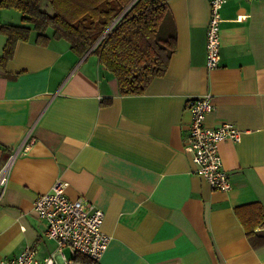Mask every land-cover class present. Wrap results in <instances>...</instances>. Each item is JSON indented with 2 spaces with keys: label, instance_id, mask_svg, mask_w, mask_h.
<instances>
[{
  "label": "crops",
  "instance_id": "0c3cea01",
  "mask_svg": "<svg viewBox=\"0 0 264 264\" xmlns=\"http://www.w3.org/2000/svg\"><path fill=\"white\" fill-rule=\"evenodd\" d=\"M166 2L176 49L138 95H120L96 54L79 56L52 28L39 36L19 10L0 6V25L28 28L4 63L0 32V167L30 142L0 201V258L30 245L39 259L56 250L33 203L60 178L69 198L104 211L111 238L96 264H264V0L220 6L221 58L211 69L208 0ZM206 94L214 109L205 125L226 120L242 131L219 144L226 191L196 173L184 150L188 99ZM55 260L94 264L65 246Z\"/></svg>",
  "mask_w": 264,
  "mask_h": 264
},
{
  "label": "trees",
  "instance_id": "16d2710c",
  "mask_svg": "<svg viewBox=\"0 0 264 264\" xmlns=\"http://www.w3.org/2000/svg\"><path fill=\"white\" fill-rule=\"evenodd\" d=\"M0 6L19 10L39 36L50 27L52 36L66 39L77 55L96 54L116 78L120 95L142 94L152 79L165 74L176 49L174 34L160 36L166 0H0ZM0 32L7 37L4 63L16 41L27 38L28 28L0 25Z\"/></svg>",
  "mask_w": 264,
  "mask_h": 264
},
{
  "label": "built area",
  "instance_id": "2783aa9c",
  "mask_svg": "<svg viewBox=\"0 0 264 264\" xmlns=\"http://www.w3.org/2000/svg\"><path fill=\"white\" fill-rule=\"evenodd\" d=\"M224 2L208 0L205 41V64L208 69L216 67L221 58L220 6ZM188 107L191 119L184 150L191 153L196 173L204 177L212 188L226 191L230 189L231 183L223 167L219 144L223 140L238 141L242 131L226 120L212 127L205 125L206 115L214 109L208 94L191 97ZM26 138L10 151L0 167V201L16 157L29 148L30 142ZM67 185V181L56 179L51 188L39 194L33 203V211L45 223V234L57 244L56 250L39 259L36 246L30 245L15 256L0 258V264H56L55 257L61 255L64 246L72 254L84 255L94 262L101 258L111 238L101 229L104 211L82 197L69 198L65 192ZM65 264L70 263L67 261Z\"/></svg>",
  "mask_w": 264,
  "mask_h": 264
},
{
  "label": "rangeland",
  "instance_id": "374dc122",
  "mask_svg": "<svg viewBox=\"0 0 264 264\" xmlns=\"http://www.w3.org/2000/svg\"><path fill=\"white\" fill-rule=\"evenodd\" d=\"M47 9L49 10L50 8H47ZM170 27H171V25H170V22L168 21V19L166 20L163 17V19H162V21L160 23V36L161 37L168 36V34L166 33V30L165 29L168 30Z\"/></svg>",
  "mask_w": 264,
  "mask_h": 264
},
{
  "label": "water",
  "instance_id": "95a60500",
  "mask_svg": "<svg viewBox=\"0 0 264 264\" xmlns=\"http://www.w3.org/2000/svg\"><path fill=\"white\" fill-rule=\"evenodd\" d=\"M111 27V26H110ZM91 50V49H90Z\"/></svg>",
  "mask_w": 264,
  "mask_h": 264
}]
</instances>
